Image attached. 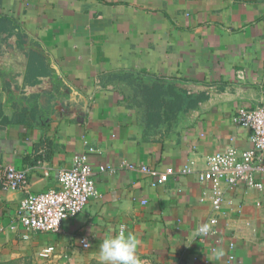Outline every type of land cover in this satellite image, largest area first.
Here are the masks:
<instances>
[{
  "label": "crops",
  "instance_id": "obj_1",
  "mask_svg": "<svg viewBox=\"0 0 264 264\" xmlns=\"http://www.w3.org/2000/svg\"><path fill=\"white\" fill-rule=\"evenodd\" d=\"M261 105L264 0H0V166L41 193L89 146L98 190L58 233L27 239L14 218L26 192L0 190V261L100 263L123 226L142 264H264V177L261 191L223 187L214 213L211 186L177 173L249 149L233 118ZM130 164L175 173L151 186ZM213 216L216 233L199 239Z\"/></svg>",
  "mask_w": 264,
  "mask_h": 264
},
{
  "label": "built area",
  "instance_id": "obj_2",
  "mask_svg": "<svg viewBox=\"0 0 264 264\" xmlns=\"http://www.w3.org/2000/svg\"><path fill=\"white\" fill-rule=\"evenodd\" d=\"M233 122L236 126L250 131L251 147L249 149L239 151L231 144L209 156L206 160V169L203 171H196L193 163L189 162L177 172L180 175L196 174L200 183H208L211 186L212 196L209 202L214 213L220 212L224 203L223 187L232 189L243 185L260 191L263 189L258 177H264V105L254 109L243 107L237 109ZM233 140V137L230 138L231 142ZM96 152V149L88 146L86 151L74 157L71 168L59 172V188L41 193L30 192L26 171L17 170L11 165L0 166V190L26 192V196L20 201L14 213L15 221L24 232V239H27L32 232L58 233L64 220L75 217L91 198L98 196L93 168L89 161V155ZM136 168L143 174L156 177L151 186H155L156 182H166L175 173L171 168L156 173L145 165L137 167L133 164L128 165L129 170ZM99 171L112 172L113 169L107 165L100 166ZM213 221L215 223H212ZM204 223L211 224L212 232L208 236L214 235L217 218L210 217L202 224ZM198 237L201 240L207 238L201 235ZM81 244L83 247L87 246L84 241ZM233 249L234 245L230 244L229 250ZM52 251L53 248L49 247L43 252L49 254ZM233 262L234 256L229 254L226 264H233Z\"/></svg>",
  "mask_w": 264,
  "mask_h": 264
},
{
  "label": "clouds",
  "instance_id": "obj_3",
  "mask_svg": "<svg viewBox=\"0 0 264 264\" xmlns=\"http://www.w3.org/2000/svg\"><path fill=\"white\" fill-rule=\"evenodd\" d=\"M212 223H215L214 221ZM212 232L211 224L204 223L196 229V234L207 237ZM138 240L126 233L123 226L115 235H108L100 243L98 257L100 264H142L137 255ZM223 250H217V259L223 257Z\"/></svg>",
  "mask_w": 264,
  "mask_h": 264
},
{
  "label": "rangeland",
  "instance_id": "obj_4",
  "mask_svg": "<svg viewBox=\"0 0 264 264\" xmlns=\"http://www.w3.org/2000/svg\"><path fill=\"white\" fill-rule=\"evenodd\" d=\"M12 263H14V264H34V263H32L31 261H28V260H20V261H11V262H7V261H0V264H12ZM35 264H45V263H42V262H38L37 261V263H35ZM88 264H100V263H96V262H90V263H88Z\"/></svg>",
  "mask_w": 264,
  "mask_h": 264
},
{
  "label": "trees",
  "instance_id": "obj_5",
  "mask_svg": "<svg viewBox=\"0 0 264 264\" xmlns=\"http://www.w3.org/2000/svg\"><path fill=\"white\" fill-rule=\"evenodd\" d=\"M12 261H17V262H18V261H20V260H12ZM7 262H11V261H7ZM12 264H14V263H12Z\"/></svg>",
  "mask_w": 264,
  "mask_h": 264
}]
</instances>
